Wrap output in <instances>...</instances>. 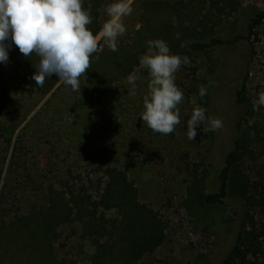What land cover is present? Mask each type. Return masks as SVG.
Segmentation results:
<instances>
[{"label": "rangeland", "instance_id": "obj_1", "mask_svg": "<svg viewBox=\"0 0 264 264\" xmlns=\"http://www.w3.org/2000/svg\"><path fill=\"white\" fill-rule=\"evenodd\" d=\"M112 2L105 0L100 7L102 25ZM132 8L122 18L126 32L117 39L118 51L102 38L98 41L95 53H104L101 71L115 76L101 102L93 83L86 81L87 73L79 78L80 91L59 81L46 93H31L13 78V64L0 62V101H8L13 115L0 119V264L88 263L95 247L75 211L71 222L58 227L53 246L32 211L52 192L66 194L72 187L80 197L90 194L100 202L110 180L103 175L108 167L123 173L111 192L118 206L108 210L99 205L101 223L117 220L126 228H144L142 236L150 241L156 234L163 236L134 264H221L232 249L240 201L232 197L227 206H205L201 196L217 190L219 172L239 136L248 146L245 175H264V105L258 104L264 91V24L249 40L228 48L188 54L175 45L248 34L250 17L264 9V0H134ZM155 39H163L172 54L190 61L174 74L183 100L177 105L180 124L167 135L152 131L140 117L150 77L139 60L148 51V41ZM133 73L138 77L134 89L127 83ZM245 78L242 104L238 90ZM201 86L207 90L203 97ZM93 100L101 109L98 114ZM197 106L206 110V120L190 141L187 122ZM209 117L220 119L222 127L205 132ZM99 178H105L102 187ZM252 215L262 228L264 211L256 208ZM261 242V250L250 255L254 264H264Z\"/></svg>", "mask_w": 264, "mask_h": 264}, {"label": "trees", "instance_id": "obj_2", "mask_svg": "<svg viewBox=\"0 0 264 264\" xmlns=\"http://www.w3.org/2000/svg\"><path fill=\"white\" fill-rule=\"evenodd\" d=\"M104 1L82 0V6L85 9H88L89 5H91L90 16L92 22L86 27L92 31L94 36L98 35L102 28L100 7ZM262 24H264V9L255 12L250 17L247 26L248 34L237 33L233 37L213 35L208 40L194 39L185 41L184 46L179 42L175 47L177 51L181 50L182 53L187 52L188 54L232 47L242 41L249 40L254 31ZM8 43H11V41L9 40ZM169 43L175 44L176 42L170 41ZM7 51L8 61L13 64L11 70L14 73L13 78L17 79L21 86L28 87L31 93H46L60 81L53 74L50 77H46L43 87L36 85L35 80L31 77L36 71L33 63L37 62V57L35 55L31 57L23 56L14 43L11 44ZM103 55L104 53H93L90 56V68L86 71V81L93 83L94 92L97 93V99L100 102L105 92L111 88L115 78L113 72L105 76L104 72L101 71ZM97 57L99 58L97 59ZM246 85L247 78H245L241 88L238 90V101L242 104H245ZM108 86H110L109 89ZM95 102L96 100L91 101V106L97 109L98 114L101 109L94 104ZM11 109V105L7 100L0 101V119L6 118L10 120L11 116H13ZM243 118L242 116L239 128H242ZM247 149L248 146L245 144L243 137L239 136L235 140L233 148L227 154L224 166L219 172L217 190L203 193L201 196L202 203L205 206H227L228 199L232 197H234L233 199L236 202L240 201L241 203L242 210L237 237L232 249L222 260L221 264H254L250 259V255H256L262 248L261 241H264V223L262 228H258L254 215H252L256 208L264 211V175H260L258 179H250L249 176L245 175L243 163ZM15 166L14 164L13 167ZM97 170H102V167L99 166ZM121 173L123 172L111 167L104 170L103 175L109 176L110 180L100 195V202H96L90 194L80 197L81 193H77L73 187L66 194L51 189L54 192L51 193L52 196H50L49 200L43 203L38 208L39 210L32 211L39 218L40 225L43 226L41 230L47 241H51L54 235H58V227L60 225L71 222L75 211L76 220L82 222L83 234L91 238L95 247V251L90 254V261L86 264H134L144 253L152 252L162 240V234L152 235L153 238L150 241L149 238L142 236L144 228H134L132 224H129L128 228H126L125 226L123 227L124 221L117 222V220L109 224L104 221L101 223L104 216L98 214L99 205L104 203L108 210H110L112 205L118 206L115 202V197L111 196V192L113 188L119 185L121 180L118 175ZM104 179L99 178V187L105 185ZM90 180L93 181L92 178ZM136 225H138V222L134 224V226ZM122 227L125 229H122ZM51 244L53 246L52 241ZM51 244L48 243V247L49 245L51 247ZM49 251L51 252L52 248ZM65 263L63 261L60 262V264Z\"/></svg>", "mask_w": 264, "mask_h": 264}, {"label": "clouds", "instance_id": "obj_3", "mask_svg": "<svg viewBox=\"0 0 264 264\" xmlns=\"http://www.w3.org/2000/svg\"><path fill=\"white\" fill-rule=\"evenodd\" d=\"M133 2L114 0L107 5L108 19L94 36L86 27L92 22L91 5L85 9L82 0H0V62H8L7 49L14 43L23 56L37 57L31 77L36 85L43 87L46 77L55 74L74 91H80L79 78L90 68V56L99 51L98 41L102 38L112 51H118L117 39L126 32L122 18L133 12ZM148 46L139 60L150 77L140 117L152 131L167 135L180 124L177 105L183 100L174 74L190 61L186 56L172 54L163 39L149 40ZM137 78L135 73L127 78L133 89ZM206 92L201 86L199 95L203 97ZM258 104L264 105V91L259 93ZM254 110H258L255 104ZM205 111L200 106L193 109L187 122L190 141L195 140L196 128L206 120ZM207 119L210 127L205 132L222 127L220 119Z\"/></svg>", "mask_w": 264, "mask_h": 264}]
</instances>
